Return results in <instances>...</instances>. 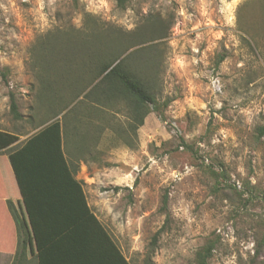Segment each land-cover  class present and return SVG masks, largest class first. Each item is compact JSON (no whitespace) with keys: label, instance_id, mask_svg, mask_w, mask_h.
<instances>
[{"label":"rangeland","instance_id":"obj_1","mask_svg":"<svg viewBox=\"0 0 264 264\" xmlns=\"http://www.w3.org/2000/svg\"><path fill=\"white\" fill-rule=\"evenodd\" d=\"M118 37L135 45L117 62L128 57L159 106L137 129L121 92L100 107L80 103L91 87L76 99ZM50 126L59 158L53 137L39 139ZM0 131L17 137L0 150V264L19 249L16 232L2 249L4 196L42 237L81 194L130 264H197L210 241L207 264H264V0H0ZM41 168L50 206L27 211Z\"/></svg>","mask_w":264,"mask_h":264},{"label":"trees","instance_id":"obj_2","mask_svg":"<svg viewBox=\"0 0 264 264\" xmlns=\"http://www.w3.org/2000/svg\"><path fill=\"white\" fill-rule=\"evenodd\" d=\"M78 0H73L77 4ZM128 0H117V6L121 9L126 7ZM164 32V31H163ZM108 33V32H107ZM144 31L141 30L139 37H142ZM104 35L107 36L105 33ZM106 38L101 40L99 43L97 52L102 54L103 47L106 45ZM116 42L113 43L115 51L113 57H108L104 60L95 63L94 68H91L93 77L89 82L77 93L76 99L80 98L82 94L89 88L91 89L85 93L84 98L80 100V103L90 102L97 106H102L111 101V97L114 96L115 92H121L124 97H127L134 106V112L139 115L136 120L137 125L135 129L142 126L144 118L152 110L157 111L159 106L156 97L152 94V83L147 77L139 78L134 74L129 64H127L128 57L123 58L119 62V58L131 49L135 44L124 45L119 41V37L116 38ZM117 45V46H116ZM103 55V54H102ZM71 113L75 111V107L71 110ZM10 112L15 119H20V113L18 111V105L13 95H10ZM56 128V129H55ZM50 126L48 131L40 134L42 139L44 136L50 135L53 137V141L48 144L51 146L52 157L59 158V132L57 126ZM67 138L69 137V131L66 132ZM45 139V138H44ZM17 140L16 135L8 132L0 131V150L5 149L15 143ZM37 140H35L36 142ZM69 162V170L74 176L78 170L77 165L73 161ZM46 164V162H45ZM46 166V165H45ZM57 167V168H56ZM57 171L60 170L61 166L56 165ZM47 172L50 173L52 166H46ZM55 171V169L53 170ZM80 195V194H79ZM80 203L82 207H78L76 203L69 201L70 206L67 207L64 212L63 220L60 221V225L56 226L54 234H58L55 240L51 238V235H42L39 237V233H33L31 228L28 230V223L22 218L19 210L12 200L7 201V207L9 213L14 221L19 249L16 254L15 264H24L27 262L28 256L33 254L34 251L38 250L39 264H54L52 261V252L58 253V264H130L122 252L114 244L113 240L104 230L102 225L96 219V217L87 208L82 194L80 195ZM27 211H30L31 204L29 200H25ZM164 208L167 204V197L163 200ZM66 209V208H65ZM84 212L83 217L81 214ZM30 214L27 213V218ZM24 219V221H23ZM79 219V220H78ZM71 222L70 228L67 223ZM69 228V229H68ZM28 230V231H27ZM157 235L153 238L152 244H155ZM215 242L210 241L206 244L196 255L197 264H207L208 260L212 257L215 249Z\"/></svg>","mask_w":264,"mask_h":264},{"label":"crops","instance_id":"obj_3","mask_svg":"<svg viewBox=\"0 0 264 264\" xmlns=\"http://www.w3.org/2000/svg\"><path fill=\"white\" fill-rule=\"evenodd\" d=\"M17 141V140H16ZM42 169V168H41ZM43 170V169H42ZM40 171V169H39V171L38 170H36V173L37 172H40L39 174H35L34 175V177H40V178H38V181L35 183L33 180H31V181H33L34 182V184H33V191L32 192H30V193H28L26 196H24L23 197V199L25 200V198H27V200H29V203L32 205V204H34L35 202H44V204H47L50 200H47V199H44V178H43V176H44V170L43 171ZM36 191H38V192H36ZM6 205H7V200H12V199H10V198H7V196H4L2 199H1ZM13 201V200H12ZM48 206H50L49 204H47ZM62 206H63V208H66L64 205H63V203L61 204ZM60 207V206H59ZM7 211H9V210H7ZM66 212V209H59V214H62V212ZM9 213V212H8ZM54 213H57V211L55 210L54 211ZM67 214L69 215L70 214V212L69 211H67ZM9 216H10V223H11V221H12V223H13V234H12V230H11V225H10V238H11V240L8 242L9 244L8 245H5L4 247H2V249H10V247L12 246L11 245V243L13 244V241L12 240H14V232H16L17 233V231H16V227H15V224H14V221H13V219H12V217H11V215H10V213H9ZM63 216L64 215H62V217H61V219L59 220V219H56V218H53V221L55 222V223H57V222H60V221H62L64 218H63ZM55 219V220H54ZM50 227H49V229H48V231H46L45 233H48L47 235H53L54 234V232L53 233H51V231L55 228V225H53V224H50L49 225ZM15 233V234H16ZM49 233H51V234H49ZM45 235V234H44ZM12 236V237H11ZM58 253H53L52 252V261L54 262V264H58ZM14 260V258L12 259V261ZM29 260H31V259H29ZM12 261H11V263L10 264H12ZM24 264H26L25 262H24Z\"/></svg>","mask_w":264,"mask_h":264}]
</instances>
